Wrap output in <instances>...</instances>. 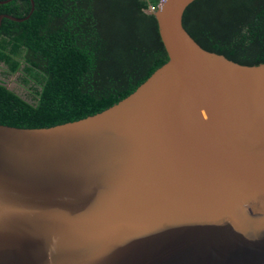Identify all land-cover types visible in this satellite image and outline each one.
<instances>
[{"label": "water", "instance_id": "obj_1", "mask_svg": "<svg viewBox=\"0 0 264 264\" xmlns=\"http://www.w3.org/2000/svg\"><path fill=\"white\" fill-rule=\"evenodd\" d=\"M194 1L149 11L168 60L117 104L0 125V264H264V64L203 50Z\"/></svg>", "mask_w": 264, "mask_h": 264}, {"label": "trees", "instance_id": "obj_2", "mask_svg": "<svg viewBox=\"0 0 264 264\" xmlns=\"http://www.w3.org/2000/svg\"><path fill=\"white\" fill-rule=\"evenodd\" d=\"M5 1V0H0ZM160 0H33L0 26V125L39 129L96 115L133 93L167 60ZM30 0L0 5L22 19ZM182 26L205 51L264 64V0H195ZM15 77L22 95L7 88ZM4 83V84H3Z\"/></svg>", "mask_w": 264, "mask_h": 264}, {"label": "rangeland", "instance_id": "obj_3", "mask_svg": "<svg viewBox=\"0 0 264 264\" xmlns=\"http://www.w3.org/2000/svg\"><path fill=\"white\" fill-rule=\"evenodd\" d=\"M1 71H2V68H1V66H0V74H1ZM5 84H6V86H7L10 90H13V91H15L16 93L22 95L23 91L21 90V88H20L19 85L17 84V82H16V78H15V77H11V78L6 79Z\"/></svg>", "mask_w": 264, "mask_h": 264}, {"label": "built area", "instance_id": "obj_4", "mask_svg": "<svg viewBox=\"0 0 264 264\" xmlns=\"http://www.w3.org/2000/svg\"><path fill=\"white\" fill-rule=\"evenodd\" d=\"M162 2H163V0H160V1H159V5H158V6H160ZM156 10H157V9H156ZM153 12H154V11H153Z\"/></svg>", "mask_w": 264, "mask_h": 264}]
</instances>
